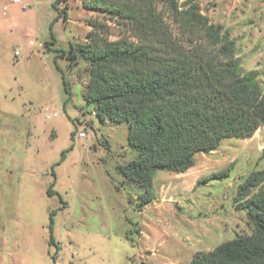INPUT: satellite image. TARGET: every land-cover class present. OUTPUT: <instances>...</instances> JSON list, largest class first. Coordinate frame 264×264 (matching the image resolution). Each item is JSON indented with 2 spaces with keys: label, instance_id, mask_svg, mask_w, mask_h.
Here are the masks:
<instances>
[{
  "label": "rangeland",
  "instance_id": "rangeland-1",
  "mask_svg": "<svg viewBox=\"0 0 264 264\" xmlns=\"http://www.w3.org/2000/svg\"><path fill=\"white\" fill-rule=\"evenodd\" d=\"M20 1L0 0V264H187L196 251L251 234L234 197L264 167V126L196 154L183 173L156 171L152 199L138 210L143 189L117 170L136 156L127 125L98 121L85 101L86 62L56 51L83 41L86 20L102 15L69 0L62 23L54 0ZM197 2L264 91V0ZM109 24L110 39L127 35ZM230 164L228 176L197 183Z\"/></svg>",
  "mask_w": 264,
  "mask_h": 264
},
{
  "label": "trees",
  "instance_id": "trees-1",
  "mask_svg": "<svg viewBox=\"0 0 264 264\" xmlns=\"http://www.w3.org/2000/svg\"><path fill=\"white\" fill-rule=\"evenodd\" d=\"M80 1L102 19L88 18L85 39L56 51L86 62L85 101L98 121L127 125V144L136 156L117 170L143 189L138 210L152 199L156 171L183 173L196 154L217 149L226 138H250L264 126V91L256 72L241 71L230 34L209 21L197 0ZM52 7L55 20L65 23L69 0H54ZM109 22L125 25L127 35L110 39ZM54 40L51 35L45 44ZM232 168L197 183L226 177ZM234 202L253 232L196 251L187 264H264V167L249 172Z\"/></svg>",
  "mask_w": 264,
  "mask_h": 264
},
{
  "label": "built area",
  "instance_id": "built-area-1",
  "mask_svg": "<svg viewBox=\"0 0 264 264\" xmlns=\"http://www.w3.org/2000/svg\"><path fill=\"white\" fill-rule=\"evenodd\" d=\"M12 2H14V3H20L21 1L20 0H12ZM32 44H34V43L33 42H30V45H32ZM15 54H17V52H15ZM47 117H48V115H47ZM78 135H79V137H85L86 136V134L84 132H79Z\"/></svg>",
  "mask_w": 264,
  "mask_h": 264
},
{
  "label": "crops",
  "instance_id": "crops-1",
  "mask_svg": "<svg viewBox=\"0 0 264 264\" xmlns=\"http://www.w3.org/2000/svg\"><path fill=\"white\" fill-rule=\"evenodd\" d=\"M58 21H60V20H58ZM56 40H57V39H56V36H55V40H54V41L56 42ZM70 42H71V40H69V43H70ZM47 45H51V43H50V44H47ZM50 47L52 48L53 45H51Z\"/></svg>",
  "mask_w": 264,
  "mask_h": 264
}]
</instances>
